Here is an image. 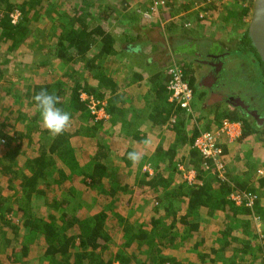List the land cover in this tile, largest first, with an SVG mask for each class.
Instances as JSON below:
<instances>
[{"label":"trees","instance_id":"trees-1","mask_svg":"<svg viewBox=\"0 0 264 264\" xmlns=\"http://www.w3.org/2000/svg\"><path fill=\"white\" fill-rule=\"evenodd\" d=\"M96 2L0 0V50L14 71L0 72V179L7 184L2 187L0 180V259L6 257L9 264H264V225L254 221L264 222V176H255L252 182L257 163L248 157L238 178L227 172V180L213 173L212 166L210 173L206 171L204 159L193 147L202 118L188 116L169 101L167 72L164 80L152 84L156 114L147 121L163 130L172 117L168 125L174 140L161 138L155 145L152 132L141 131L135 120L126 118L123 95L117 92L120 86L110 76L120 71L110 69L115 38L97 20L100 13L95 6L100 4ZM252 6L253 0H233L228 15L246 19ZM206 9L214 7L206 5ZM15 11L20 16L13 22ZM30 36L36 45L20 52ZM240 42L233 56L244 62L253 55L257 58L263 69L258 91L262 95L264 66L247 30ZM51 60L65 66L62 76L36 82L21 79L25 73L54 66ZM180 69L194 91L193 76ZM42 89L55 93L57 106L71 113V126L55 138L41 127L33 100ZM94 104L105 111L108 124L107 117L96 119L90 112ZM221 114L240 122L237 142L254 139L259 148L264 146V126L235 112ZM220 118L215 114L212 121ZM119 122L128 123L127 130L115 133L112 128ZM18 123L21 129L16 128ZM122 136L143 143L141 151L143 141L149 140L147 154H141L135 165L128 159L134 150L119 141ZM84 139L94 140V145L86 146ZM179 164L196 171L195 181L182 178ZM237 190L255 195L252 209L228 199ZM11 192L16 196L8 195ZM40 200L51 209L44 231L35 215ZM140 210L143 214L134 219V212ZM205 221L216 228V236L210 244L200 239L201 245L198 239L190 245L191 239L199 238L200 223ZM69 230L75 235L66 245Z\"/></svg>","mask_w":264,"mask_h":264},{"label":"crops","instance_id":"crops-1","mask_svg":"<svg viewBox=\"0 0 264 264\" xmlns=\"http://www.w3.org/2000/svg\"><path fill=\"white\" fill-rule=\"evenodd\" d=\"M167 2L169 4L167 11H159L158 15L156 14L157 16L152 15L150 18L145 17V13L148 12L152 0H97L96 3L100 5L95 6L99 8L98 12L100 13V18L97 20H99L103 27L115 38L114 53L110 55L109 59L111 60V65L110 62L109 65L112 67L110 68L111 72H114L113 70L120 71L113 74L110 73V76L114 77L120 86L117 92L123 95V114H126V118L130 117L135 120L136 123L139 124V127H141V131L144 132L148 130V132H152L150 135V137L153 138L151 142H154L156 139L155 145L161 138L165 141L167 140V142H171L175 138L171 126L168 124L164 126L163 130H160L155 124L147 121L150 114H156L155 111H152L154 108L152 100L157 101V99L152 96V93H154L152 84L164 80L163 77H165L166 69L172 62L182 67L183 70L185 69L187 76L192 75L194 78L193 96L195 95L197 97L200 107V111L196 109L197 113H194V116L196 118H202L200 121L202 126H199V131L214 132L224 120L229 121V119L221 114V111L224 110L226 113L231 112L229 110L230 105L226 104L225 101L221 103V99L208 104V97H212L213 95L216 96V98L217 96L222 97L223 93L228 94L229 97H233L236 95L234 90H238L241 83L248 80L249 85L254 87L256 91H259L262 87V81L257 79L259 77L262 78L263 70L254 66L255 63L251 60L245 62L249 64V66H254L252 67L253 69H256L255 78L257 83L254 81L255 84H252L250 76H247L245 80L241 79L238 71L236 73L237 76L233 75L236 77L235 81L234 78L229 77V73L231 74L232 71L234 72L235 69L239 67V59L241 58L233 56V52L236 49L225 52L221 44L212 36L205 37L203 32L199 33V35L196 36L198 40V49H188V43L180 44L176 41V39L179 40V38L183 39L184 36L176 27L180 24L181 27H184L188 25L185 24L188 20L200 18V15H203L207 11L206 7H201L206 4L205 1L188 0V2H186L180 0L178 5H175L172 0H167ZM137 46L139 51L135 50ZM220 61L222 65L219 66V70L224 73L226 80L224 78L218 88L216 86L218 75L216 73L212 74L214 65H211V63L216 64ZM227 70L229 73H227ZM249 74H251L250 71ZM224 76L221 74V77ZM185 78L187 79L186 76ZM151 80L155 81L152 82ZM223 84H226V86ZM256 85L259 86L255 87ZM226 89H228V92L225 91ZM250 97L252 98V96L246 97V101L250 99ZM100 106L101 104L99 107ZM101 113L103 114V118L107 117L105 111ZM215 114H220L221 118L214 122L212 119ZM107 119L108 117L105 120L106 124H108V122H106L108 121ZM231 122L239 123V121ZM126 125L128 126V123L119 122L118 125L112 128V131L120 133V131L126 129ZM119 129L121 130L119 131ZM155 134L159 136L154 137ZM237 139L238 138L230 140L226 135H220L218 137L220 145L228 148L222 156L226 170H230L228 166L229 161H241L242 167L240 166V168L242 170L244 169V161L246 160L244 149L246 146L247 148L250 147L248 146L247 140L252 142V139H245L243 142H237ZM119 141L129 145L131 149L138 152L141 151L140 149L143 145V143L139 145L138 141H126L124 136H122ZM147 141L149 142V140ZM147 144H144V150L147 149ZM73 146L77 147V144ZM144 150L140 152L142 155L144 152L145 155L148 152ZM116 158H119V156ZM149 169H151V167H149ZM241 169L240 171H242ZM259 176L261 175L258 174V177ZM201 213H205L204 209H201ZM202 224H205V227L201 230L205 232L200 239H205L207 242L208 237H215L217 231L216 228L212 229L210 227L208 221ZM74 235L75 232L72 230L67 232L66 245L69 238H71L72 241L74 240ZM201 240L200 244L203 245ZM197 241L198 238H195L194 242ZM75 242L77 243L76 237Z\"/></svg>","mask_w":264,"mask_h":264},{"label":"rangeland","instance_id":"rangeland-1","mask_svg":"<svg viewBox=\"0 0 264 264\" xmlns=\"http://www.w3.org/2000/svg\"><path fill=\"white\" fill-rule=\"evenodd\" d=\"M158 1L163 2L166 6H169L167 0H152L151 6L147 12L148 14L151 12H155V16H157L159 11H163L162 9H159V8H158V10L156 9V7H157L156 2H158ZM172 1L174 2L175 5H178L180 0H172ZM183 1L188 2V0H183ZM196 1H200V0H196ZM201 1H205V3H206L205 5H202L201 7H206V5H211V7L212 6L214 7V9L207 10L203 15H200V18H198V19L188 20V22H185V24H188V25L184 26L185 28L181 27V24L178 25V27H176V29L179 30L181 33H183L184 36H183V39L179 38L180 41L178 39H176V41L180 44L188 43V46H187L188 49L189 48L198 49V43H197L198 40H197L196 36L199 35V33L203 32L205 37L212 36L214 39H216L217 42H219L221 44V47L223 48V50L225 52L238 48L241 45V42H240L241 40H239V39L242 37V33L247 28L250 16L247 17L246 19L245 18H243V19H241V18L231 19L230 16L228 15L229 14L228 13V7L232 4L233 0H201ZM199 4H201V3H199ZM167 10H168V8L165 9V11H167ZM250 13L251 12L249 11V14ZM161 16L164 17L163 15H161ZM203 29H204V31H203ZM34 45H36V40L32 39L30 36L28 38V40H26L25 43L21 45L20 48H22V49H20V52L26 53L28 50L31 49V47H34ZM202 49H203V46H202ZM9 54H12V56L16 55L15 52H12ZM242 62H244V60L239 59V65H238L239 67H237L235 69V71H239V75H240L241 79L245 80V78L247 79V76H250V80H252L251 81L252 84H255V82L257 83V80L262 81L260 77L256 80L255 74H254V71L256 69H253L251 65H250L251 66V68H250L249 64H247L245 62H244V64H242ZM50 63H51V65H54V66L47 68V69H44V70L40 69L39 72H35V70H34V71L29 72L28 74L25 73L24 76L21 77V79L24 82H30V81L36 82V80H38V79H51L52 77L54 78L56 75L62 76V73L65 71V66L62 67L60 64H58V62L56 60H53ZM172 64H173V62L169 66H171ZM175 65H177V64H175ZM4 71H8L7 74L9 72L14 74L13 73L14 71L9 67V63L7 62V59L4 58V53L0 50V72H4ZM249 71L251 72V74H249ZM233 75H234V73L233 74L229 73V77L234 78V81H235V78H236L235 76H237V75L236 74H235V76H233ZM0 83H1V80H0ZM242 86H245L246 90H249L252 88V86L249 85V80L243 81L241 83V85L239 86L240 91H241ZM258 86L256 85L255 87H258ZM253 93H254V96L255 95L260 96L259 92L254 90V89H253ZM246 95L247 94H245V96ZM259 99H261V98L258 97L254 101V103L256 104V106L262 108V113L264 115V102L259 101ZM192 106H193V110H194L195 114L197 113V110L200 111L199 102H198V99L195 95L193 96ZM96 110L98 111V109H96ZM102 116H103V114L101 113V111L100 112L98 111V118L97 119H102ZM194 118H195V116H194ZM190 123H192V121ZM16 127L18 129H20V128H22V124L18 123V124H16ZM84 140L86 142V146H88V144L94 145V140H92V139H84ZM247 142H248V146H250V147L247 148V146H246V148L244 149V154H245V152H247V153L244 156H246V159L248 157H250V159L252 161L257 163V167L254 170V173H253L254 176L252 179L253 180L252 182H254L256 175H257L256 177H258V174L264 176V146L259 148L260 146L258 147V142H256V140H254V139L252 140V142H249V140H247ZM74 144L78 145V142L75 141ZM243 147H245V146H243ZM250 151H252L251 152L252 156L247 155V154H250L249 153ZM187 153H188V151H186V155H188ZM81 157L83 158V155H81ZM114 159L116 160V158H114ZM228 166H229L230 170L227 169V171L231 172L232 175L234 174L237 178H238L237 175H239L238 173H241L243 171L240 168V166L242 167L241 161L240 162L229 161ZM178 168L180 171H183L182 172V178L183 179L187 180V182H189V183L195 181L197 173L194 169L185 170L184 169L185 166L183 167L181 164L178 165ZM224 168L226 169L225 164H224ZM240 169L242 171H240ZM209 170H210V167H209V169H206V171H209ZM209 173H210V171H209ZM0 180H1L2 187H6V185H7L6 180L4 178H1ZM223 180H227V173L226 172H224V179ZM263 190H264V186H263ZM8 195H15V194H14V192H11V193H8ZM85 198L87 200H89L90 194L87 193L85 195ZM136 200H137V198L134 197L133 202ZM13 203H14V205H16L15 201ZM89 213H92V212H89ZM120 213H123L128 218H130L132 215V214H128L127 212L124 213L122 210ZM140 213H142L141 210L136 211V213L134 212L133 218L134 219L139 218ZM50 214H51V209H49L46 205H44L42 200L36 202V204H35L36 221L39 220V223H41V225H40L41 231L46 230L48 223H49L47 216ZM83 214L87 215L88 211L83 209ZM219 215H222V214L220 213ZM204 218H205V216H204ZM222 220L224 221L225 219L223 218ZM255 222L258 224L259 227L264 225V222L261 223L258 220L257 221L255 220ZM203 223H205V222H203ZM35 225H36V222H35ZM200 225H201L202 229L205 227V224L203 225L200 223ZM109 226L112 227V223L109 224ZM212 228H215V227H212ZM204 232L205 231H203V230H199L197 232V237L199 236L198 239H200V237L204 235ZM210 242H211V236L208 237L207 244H210ZM193 243H194V239H191L190 245L191 244L193 245ZM114 250H115V247H114L113 251ZM188 255H189V251L185 252V254L183 255V256H185V258H184L185 260H186V257ZM193 259H194V257H193ZM0 264H9L7 258L4 256L1 257Z\"/></svg>","mask_w":264,"mask_h":264},{"label":"built area","instance_id":"built-area-1","mask_svg":"<svg viewBox=\"0 0 264 264\" xmlns=\"http://www.w3.org/2000/svg\"><path fill=\"white\" fill-rule=\"evenodd\" d=\"M164 7L163 2H156V9L158 6ZM13 22L18 18V13L15 12L11 15ZM169 75V81L167 83V88L170 91L169 101L175 105L184 108L187 113L192 112L191 103L193 100V90L189 86V83L184 77L182 70L174 63L166 69ZM93 112H95V104L91 107ZM174 120L170 118V123ZM240 123L231 122L224 120L219 128L214 132L203 131L200 132L194 141V147L200 153L204 159V166L206 169L211 168L212 172L218 173V177L224 179V164L222 161V156L224 151L218 142V137L220 135H226L230 140L239 137ZM2 142V141H1ZM229 199L234 202L237 206L252 207L255 201V195L249 192L242 191H232L229 194Z\"/></svg>","mask_w":264,"mask_h":264},{"label":"clouds","instance_id":"clouds-1","mask_svg":"<svg viewBox=\"0 0 264 264\" xmlns=\"http://www.w3.org/2000/svg\"><path fill=\"white\" fill-rule=\"evenodd\" d=\"M160 2V1H158ZM164 4V3H163ZM253 7V6H252ZM159 9H162L163 11H165L166 8H168V6H166L164 4V7H162L161 5L158 6ZM157 8V10H158ZM252 11V8L250 10V12ZM18 13V17L20 16L18 11H15ZM15 12L11 13L14 14ZM152 15H155V12H151V13H145V17L150 18ZM249 16H251V13L249 14ZM248 16V17H249ZM250 20V19H249ZM248 26V25H247ZM247 30V29H246ZM241 40V38L239 39ZM136 51H139V48L137 46V48L135 49ZM185 77V76H184ZM193 90V89H192ZM194 94V91H193ZM33 100L36 104V107L39 110L40 113V124L41 127L43 129H45L46 131L49 132V134L55 138L59 135H62L65 131L68 130V128L71 126V113L64 111L62 108L58 107V103H59V97L57 95H55V93H50L48 92L46 89H42L39 93H37L34 97ZM193 101V100H192ZM98 109L95 107V110ZM184 109V108H183ZM191 109L192 112L187 113L185 110V113L188 116H192L194 111H193V106L191 103ZM98 111L100 112H104V110L98 109ZM98 111L96 110L95 112H93V109H90V112L95 115V117H98ZM103 118V116H102ZM172 118V117H171ZM97 119V118H96ZM174 120V119H173ZM192 120V119H191ZM170 118L168 120V124H170ZM193 122V120H192ZM240 123V122H239ZM241 129V128H240ZM203 132V131H199ZM241 134V133H240ZM198 136V135H197ZM197 138V137H196ZM195 138V139H196ZM195 141V140H194ZM145 144L148 143V141H144ZM221 146V145H220ZM193 147H194V143H193ZM222 147V146H221ZM224 155V154H223ZM128 159L135 165L136 163H138L141 159H142V155L140 152L138 151H132L128 153ZM223 161V160H222ZM224 164V162H223ZM225 172L227 173L228 171L225 169ZM230 194V193H229ZM229 199V196H228ZM231 201V200H230ZM233 202V201H231ZM255 202V201H254ZM234 204V202H233ZM235 205V204H234ZM237 206V205H236ZM244 207V206H242ZM244 208H250V207H244ZM253 208V205L251 207V209ZM256 220V219H255ZM254 220V221H255ZM257 221V220H256ZM260 222V221H259ZM256 223V222H255ZM257 224V223H256ZM258 225V224H257ZM212 240V237H211ZM198 242V241H197ZM200 242V239H199ZM211 243V242H210Z\"/></svg>","mask_w":264,"mask_h":264},{"label":"flooded vegetation","instance_id":"flooded-vegetation-1","mask_svg":"<svg viewBox=\"0 0 264 264\" xmlns=\"http://www.w3.org/2000/svg\"><path fill=\"white\" fill-rule=\"evenodd\" d=\"M251 61H254V63H255V65L254 66H257L258 68H260V69H262L261 67H260V65H259V63H258V61H257V58L256 57H254V55H253V57H251ZM223 63H224V59H223ZM246 63V62H245ZM242 64H244V62H242ZM211 65H214V70L212 71V74L213 73H216L218 76H217V81H216V86L219 88L220 87V83L222 82V80L225 78V76H224V73H222V72H220V70H219V66L220 65H222V62L220 61L219 63H216V64H213V63H211ZM239 65V64H238ZM252 66V65H251ZM254 66H252V67H254ZM263 70V69H262ZM227 73H229L228 72V70H227ZM234 72L232 71V73L231 74H233ZM238 73H239V71H238ZM221 74H223V76L224 77H221ZM254 74L256 75V73H255V71H254ZM227 76V75H226ZM206 77V76H205ZM228 77V76H227ZM225 80H226V78H225ZM223 85H225L226 86V84H223ZM224 87V86H223ZM246 87L244 86H242V88H241V91L238 89V90H234L235 92H236V95L235 96H233V97H229L228 96V94H224L223 93V96L221 97V100L222 101H220L221 103L222 102H226V104H228V105H230V108H229V110L231 111V112H235V113H237V114H240V115H242L245 119H247V121H249V122H253L254 124L256 123L257 124V126L258 127H262V126H264V115H263V113H262V108L261 107H258V106H256V104L254 103V101L258 98V97H260L261 99H259V101H262V102H264V94H262V95H260V96H258V95H255L254 96V93H253V89H254V87H252L251 89H249V90H246L245 89ZM264 89V88H263ZM255 90V89H254ZM225 91H227L228 92V89H226ZM245 94H247L246 96H245ZM248 96H252V98L250 97V99H248L247 101H246V97L248 98ZM219 97L220 96H217V98H216V96H212V97H208V99H207V103L208 104H211V103H213L215 100L217 101V100H220L219 99ZM240 99L243 103H244V105H245V108L243 107V106H240V105H237L235 102H234V99ZM255 124V125H256Z\"/></svg>","mask_w":264,"mask_h":264},{"label":"water","instance_id":"water-1","mask_svg":"<svg viewBox=\"0 0 264 264\" xmlns=\"http://www.w3.org/2000/svg\"><path fill=\"white\" fill-rule=\"evenodd\" d=\"M247 35L258 59L264 66V0H253ZM234 102L245 108L244 103L240 99H234Z\"/></svg>","mask_w":264,"mask_h":264}]
</instances>
